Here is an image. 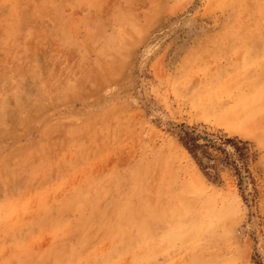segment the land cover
I'll return each instance as SVG.
<instances>
[{
    "label": "rangeland",
    "instance_id": "obj_1",
    "mask_svg": "<svg viewBox=\"0 0 264 264\" xmlns=\"http://www.w3.org/2000/svg\"><path fill=\"white\" fill-rule=\"evenodd\" d=\"M0 264H264V0H0Z\"/></svg>",
    "mask_w": 264,
    "mask_h": 264
},
{
    "label": "trees",
    "instance_id": "obj_2",
    "mask_svg": "<svg viewBox=\"0 0 264 264\" xmlns=\"http://www.w3.org/2000/svg\"><path fill=\"white\" fill-rule=\"evenodd\" d=\"M177 138L207 179L216 182L219 179L218 166L223 165L233 170L239 185L245 179L252 180L248 164L255 153L248 141L184 125H181Z\"/></svg>",
    "mask_w": 264,
    "mask_h": 264
},
{
    "label": "bare ground",
    "instance_id": "obj_3",
    "mask_svg": "<svg viewBox=\"0 0 264 264\" xmlns=\"http://www.w3.org/2000/svg\"><path fill=\"white\" fill-rule=\"evenodd\" d=\"M225 108H226V107H225ZM226 109H227V108H226ZM229 111H230V110H229ZM230 117H231V116H230ZM230 117H229V118H230ZM238 117H241V116H238ZM220 118H221V117H220ZM227 118H228V117H227ZM229 118H228V119H229ZM239 119H240V118H239ZM222 121H223V120H222ZM223 122H224V121H223Z\"/></svg>",
    "mask_w": 264,
    "mask_h": 264
}]
</instances>
